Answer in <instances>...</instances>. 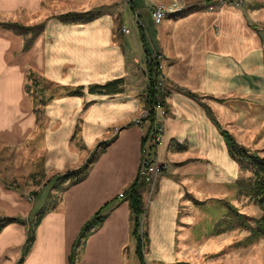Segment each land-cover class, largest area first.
<instances>
[{
    "label": "crops",
    "instance_id": "obj_1",
    "mask_svg": "<svg viewBox=\"0 0 264 264\" xmlns=\"http://www.w3.org/2000/svg\"><path fill=\"white\" fill-rule=\"evenodd\" d=\"M19 1L0 0V8L13 10L21 5L36 11L43 0ZM174 1L185 3L188 9L155 23L151 7ZM249 1L253 5L254 0ZM120 2H89L85 7L61 10L97 13L86 22L64 23L54 15L44 17L43 31L27 51L22 49L21 35L0 26V156L4 157L6 146L15 148L29 141L36 128L41 151L40 171L32 168L22 182L9 170V164L0 160V219L25 221L0 228V264L18 262L30 228L27 221H34L61 186L56 203L50 204L32 228L33 243L21 264H69L82 225L105 204V217L81 243L76 264H131L135 245L130 235V206L125 195L119 198L118 194L136 177L141 149L149 142H143L146 131L131 122L148 107L142 85L145 76L139 73L136 83L127 78L136 75L132 61L139 62L136 72L153 50L160 51L165 61L163 99L168 113L166 117L158 115L164 133L155 157L167 164V169L141 192L145 263L168 264L178 258L173 248L181 240L176 234L180 206L191 194L193 183L207 187L234 183L241 172L206 106L221 123L223 114L243 116V103L248 105V100L241 95L254 94L259 83L254 82L257 75L253 71L264 69V34L256 22L244 8L220 4L219 0ZM210 4L215 8L208 9ZM99 7L105 12L99 13ZM122 27L129 32L123 33ZM29 69L56 83L59 91L61 87L84 86L83 93L55 96L36 113L26 85ZM244 72L252 74L248 77ZM114 79H122L121 90L87 91L88 85ZM232 94L238 97L233 99ZM217 99H225L223 105L211 102ZM144 123L146 129L148 121ZM115 125L122 128L96 155L82 180L70 185L56 182L57 175L78 168L94 155L96 144L108 139ZM37 183L38 188L29 194V185Z\"/></svg>",
    "mask_w": 264,
    "mask_h": 264
},
{
    "label": "rangeland",
    "instance_id": "obj_2",
    "mask_svg": "<svg viewBox=\"0 0 264 264\" xmlns=\"http://www.w3.org/2000/svg\"><path fill=\"white\" fill-rule=\"evenodd\" d=\"M112 1L115 0H43L36 11L29 10L26 8V6L21 5L13 10H4L0 8V22L10 21L22 23L24 25L40 24L42 23L44 17L52 15L55 16L61 13V10L64 8H72L75 5L79 7H85V4L89 2H92L95 5L98 3ZM19 2L22 3L25 1L20 0ZM120 4H122V0ZM160 4H163L170 11L171 8L175 7V4H177L178 6L184 5L185 3L174 1L170 3ZM232 6L244 8V12L247 14V16H249L253 20V22H256L258 28H260V33L264 34V0H254L253 5L250 4L249 0H244L243 5ZM112 8L115 9V7ZM97 10L99 13L105 12V8L102 9L101 7H99ZM174 14L177 13L172 12L169 15ZM121 30L123 33H125L123 31V27ZM262 49H264V47H262ZM253 58H255V56ZM258 58L261 62L260 54H258ZM142 65L143 66L138 67L135 72L134 69L135 67L139 66V62L132 61L130 66H134L133 74L136 73V75L128 77L127 80H131L133 78L135 83L136 81L138 82L140 78L136 80L137 75L142 72L145 76L142 85L147 90L148 77L146 64L143 63ZM34 72L38 74V77L44 79L43 75L40 72ZM253 72H255L254 75H257V79H254V82L259 83V86L253 89L254 94H252L251 97L247 96L246 94L241 95L248 100V105L246 103H243V116H239V113H235L234 115L223 114L220 120L226 125L227 128L223 123H221L217 119L216 120L221 126L224 127V129H229L230 131H232V133L235 135L234 138L235 140H238H236L238 143L243 144L252 150H257L260 155L264 156V88L262 87L264 86V69H255ZM244 74L249 77L252 73L244 72ZM165 81L166 74L164 63L163 91L165 89ZM44 82H46L45 79ZM29 83L31 91L33 87L31 86V81H29ZM50 85L52 87L47 89V91L45 92L46 95H48V93H51L52 91H59L58 88L54 87V84ZM55 85L57 84L55 83ZM230 96L233 99H236V97H238L237 94H232ZM36 98L38 99L39 96L36 95ZM37 99L32 98V104L35 103V107H41V104L37 103ZM233 101V103L239 104V101ZM211 102H215L216 104L220 105L222 104V101L220 100H211ZM248 106L250 107V109H248ZM210 111L216 118L214 112L211 109ZM139 113L134 115V117ZM167 113L168 111L166 112V115L164 117L167 116ZM133 118L131 120L132 123ZM120 128H122L120 125L113 126L110 131V134L112 135L108 139L112 138V136H115ZM142 129L144 131L147 130V128L145 129V127ZM39 142V130L36 128L34 136H32L29 141H26L24 144L15 148L6 146V151L4 150L5 153H3L5 159L4 157L2 158V156H0V160H3V162L9 164V170L14 175H16L21 182L23 181V179H25L26 172L33 171L32 168L34 169V171H40L41 151ZM98 147L94 150V153H99ZM94 157L95 160L96 156ZM166 169L163 172H165ZM161 174L155 176V178L147 184H154L156 178ZM241 175H243L242 172H240L238 178ZM33 182H35V180H33ZM69 182L70 181L67 180L63 183V185H67L69 184ZM39 184L40 183L32 185L30 184L29 186L32 189L29 191V194H33L35 192V189L38 188ZM58 185L59 184L56 183L57 188ZM148 185L146 186L148 187ZM62 187L63 186L59 187V189L55 190L54 194H52L51 200L55 203L58 199V195ZM189 191L191 194L188 195L187 198H184L180 206V222H178V231L176 232V234L178 238H181V240H177V242L175 243V247L173 248V251L175 252L176 256H178V258L170 261L168 264H178V261L189 262L193 264H264V237H259L253 240H246L245 238L248 236L249 232L245 229L235 227L230 230H224L220 233H215V230L217 228L216 226H214V224L221 217H223L226 208L225 204L222 202H218V200H229L232 205L237 207L238 211L246 213L253 217H258L261 214V210L258 206L253 204L247 198H238L233 183L226 182L218 184L216 186L210 185V187H207V185H197L196 183H193L189 188ZM181 221L189 222V225H184ZM146 249L147 247L145 248V250ZM131 264H139L136 256L131 255Z\"/></svg>",
    "mask_w": 264,
    "mask_h": 264
},
{
    "label": "trees",
    "instance_id": "obj_3",
    "mask_svg": "<svg viewBox=\"0 0 264 264\" xmlns=\"http://www.w3.org/2000/svg\"><path fill=\"white\" fill-rule=\"evenodd\" d=\"M97 13L91 11H67L64 13H60L55 15V17L64 22V23H76V22H86L95 18ZM0 26L10 29L15 33L21 35L23 37V46L22 49L27 51L32 46L36 37L41 34L44 27V22L40 24H32V25H24L18 22H0ZM141 38L143 39V35L141 34ZM148 56V54H147ZM147 77L149 80L147 92V109L148 114L145 117L144 121L147 120L149 125H153L154 121V110L151 108L156 102V96L158 95L157 90L153 85V77H154V69L153 64H147ZM44 78V77H43ZM44 79L46 82H44ZM38 77V74L33 70L29 69L27 72V80L28 83L27 89L29 90L32 98L37 99L36 95L39 96L37 99V103L44 105L48 100L54 98L55 96L68 94V95H81L83 93L84 86H78L75 88H65L61 87V91L51 92L48 95L45 94L47 89L52 87L50 84H54L55 88H59L55 85L54 82L46 79V78ZM33 89L30 91V83ZM122 79H114L110 82L104 84H93L88 85L87 91L90 93H106V92H115L117 90H121ZM33 93V95H32ZM163 92H161L160 97L162 99V103L164 104L166 111L167 107L165 105V101L163 99ZM36 94V95H35ZM195 96L194 94H191ZM220 101H225V99H218ZM34 103V102H33ZM35 104V103H34ZM34 107L36 113L41 112V107ZM206 110L208 115L217 126L220 134L222 135L227 151L232 159L236 161L239 166L240 171L243 175H241L237 180L233 183V186L236 191V195L238 198L243 197L247 198L253 204L258 206L261 210V214L258 217L250 216L246 213H242L238 211L237 207L232 205L229 200H223L218 202H222L225 204V213L223 217H221L215 224L216 230L215 233H220L224 230H230L235 227H239L241 229H245L249 232L248 236L245 238L246 240H253L259 237H264V156L260 155L257 150H252L249 147L238 143L234 136L223 126H221L216 118L213 116L210 109L206 106ZM113 137L108 140L99 141L94 148V150L98 147L99 153L105 149L106 145L113 140ZM147 141L146 136L143 139V142ZM93 150V151H94ZM94 153V152H93ZM98 153V154H99ZM94 155H90L86 161L80 165L76 169L67 170L64 173L57 175L56 182L61 184L64 181H70L68 185L79 182L82 180L88 173L89 167L94 160ZM145 185V182L140 179L139 174L137 173L136 177L132 180V182L125 188L124 195L126 200L129 202L130 213H131V230L130 235L135 239V256L139 264L145 263V243H146V232L144 230V226L142 223L141 216L144 214L145 209L142 203L141 192ZM57 201V200H56ZM55 203L51 201L45 206L41 211L37 213L34 218V221H27L30 225L28 229V237L26 239V246L24 251L16 264H21L24 254L28 251L33 243V231L32 228L37 226L44 216L46 210L50 206V204ZM107 205H103L100 207L85 223L82 225L80 232L72 246L69 264H76V259L78 255V248L81 243L84 241L86 236H88L93 230H95L103 221L105 214L103 213V209H105ZM10 222H19L25 223L24 220H21L18 217H4L0 219V228ZM183 264H193V263H183Z\"/></svg>",
    "mask_w": 264,
    "mask_h": 264
},
{
    "label": "built area",
    "instance_id": "obj_4",
    "mask_svg": "<svg viewBox=\"0 0 264 264\" xmlns=\"http://www.w3.org/2000/svg\"><path fill=\"white\" fill-rule=\"evenodd\" d=\"M220 4H229V5H235L240 6L243 5L244 0H219ZM208 9L215 8V5H207ZM188 9V7L184 5H178L175 4L174 8L167 9L163 4H156L153 5L150 9V14L155 23L161 22L164 17L168 16L170 13H183ZM123 31L125 33L129 32V29L126 27H123ZM153 64L154 69V77H153V85L154 88L157 90L158 95L156 96V102L151 107L154 110V121L153 125L147 124V130H146V139L149 142V146H143L141 149V163L138 170V174L140 176V179L144 181L146 184L149 183L152 179L155 178L158 174L163 173V171L166 169V164L158 161L157 158L154 157L156 148L162 144L163 142V133H164V123L161 118L158 117H164L166 115V108L164 104L162 103V99L160 97L161 92H163V79H164V56L160 51L153 50L150 53H148L147 59H146V68L147 64ZM149 83V80H148ZM148 109L140 112L137 116L133 118V124L144 128L145 127V117L148 114ZM124 196V191H121L118 194V197L121 198ZM31 198V197H30Z\"/></svg>",
    "mask_w": 264,
    "mask_h": 264
}]
</instances>
